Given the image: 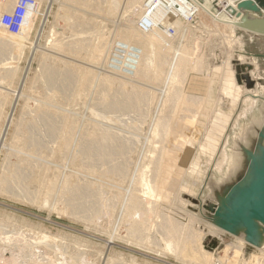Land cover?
I'll list each match as a JSON object with an SVG mask.
<instances>
[{
	"label": "rangeland",
	"instance_id": "rangeland-1",
	"mask_svg": "<svg viewBox=\"0 0 264 264\" xmlns=\"http://www.w3.org/2000/svg\"><path fill=\"white\" fill-rule=\"evenodd\" d=\"M10 1L11 7L0 11V18L4 12L14 7L17 0ZM57 1L59 2L42 0L36 6L32 23L21 33V47L10 42L9 36L14 34L0 26V252L1 249L3 252L0 253V264H188L185 260L184 263L178 262L169 253H164V258L155 259L156 256L147 253L150 251L146 249H154L157 243L147 244V234H143L142 237L146 238L143 241L133 237L132 240L130 237L129 222L132 218L129 214L133 210L127 209L129 194L138 187L135 184L136 175L142 169L145 171L146 168L143 167L148 165L147 158L151 155L149 152L153 147L158 148V145L152 144L158 143V139H154L152 135V124L154 125L155 119L171 122L178 120L181 125L178 133L179 130L182 133V125L189 135L193 130L196 131L193 136H186L190 143L186 148L180 145L183 147L181 149L179 144H175L181 149L180 152L178 149L180 157L175 165L180 164L178 167H182V172L176 178L173 175L168 177L176 179L168 188L172 194L157 202L156 211L163 216H175L178 215L177 212L187 210L203 223H211L208 212L201 204H216L215 193L243 173V156L239 146L252 148L257 131L264 126V98L258 100L254 113L239 119L235 127L228 128V144L225 149L231 155L232 162L227 165L226 174L220 177L213 170L209 154H204L202 148L207 144L209 132L215 127L218 114L229 112L230 102L222 93L221 76L211 75L209 80L212 81L209 82L205 71L214 67H222L223 71L224 64L230 57L235 81L246 89L244 80L238 81L236 76L242 73L250 76L249 71L254 67L252 62L255 60L257 70L254 69V85L250 88L257 84L264 86V37L250 36L240 29L234 30L235 38L225 28H220L214 34L208 33L200 28L199 15L196 18L189 17L187 21L179 20L177 25H173L178 16L170 14V26L165 28L168 39H171L168 42H172L173 47L178 50L177 45L185 40L183 43L186 44L188 56L183 69L186 79L183 80L184 86L180 88L185 94L200 98L197 99L200 100L197 105L180 111V116L173 118L168 106L178 86L171 83L169 77L165 78L171 69L170 54H166L169 58L166 64L157 61L158 52L161 55L163 48L158 49L155 44L153 76L151 80H144L137 78L129 70V51L124 50V45L118 44L120 34L123 33L121 30L130 25L129 21L137 28L140 27V31L147 30L141 24L142 1L135 5L128 0H79L80 5L61 8ZM209 1L216 9L225 4L223 0ZM179 2L183 4L182 1ZM112 3L116 6L117 13H111L114 8L110 5ZM183 11L188 12L185 9ZM183 11H180L181 15L188 17ZM62 14L65 17L71 16L69 24L74 20L71 27L64 23L67 19ZM76 18L85 19V24H81L84 29L75 25V22L82 23L77 22ZM186 25L189 26L190 35L189 38L185 35L181 41L177 36L184 33ZM53 29L57 35L56 32L52 35ZM177 32H180L179 35ZM116 33L119 37H116ZM223 34L225 38L228 36L227 39ZM75 38L79 40L76 41ZM81 39L88 42H81ZM74 42L90 45L88 47L84 44V48H79V51L72 54L73 51L68 50L66 44L71 46L70 43L75 44ZM104 44L106 53L110 56L104 53ZM78 45H72L71 49ZM239 54L247 58L239 60ZM118 57L121 59L117 60ZM122 60L126 62L122 63ZM196 65H201L200 69L204 68L205 71L194 70L193 66ZM246 65L250 66L249 70L245 68ZM156 69L163 71L161 80L156 76ZM119 82L123 88L118 86ZM131 85H135L133 88L136 90L140 87L147 88L143 90L146 92L144 100L137 104L139 107L136 102L131 103L134 101L130 104V100L124 96L130 89L132 91ZM238 111L233 112V118L237 117ZM104 128L108 133L111 131L113 137L99 142L98 135ZM64 138L68 140L65 148L62 145ZM180 141L185 143L182 139ZM61 148L65 150L64 154L59 151ZM185 151H188L189 156L186 161L182 157ZM103 154H109L106 161L102 158ZM194 161L203 174L197 176L196 171L189 172L190 162ZM182 185L193 192H179L183 189ZM66 190L70 195H65ZM177 195L189 202L188 205L183 206L176 199ZM140 211L141 214H150L146 216H150L147 223L152 224L148 227L150 234L147 236L159 242V231L163 226L156 224L162 219L149 213V209L143 211L142 208ZM184 213L181 214L183 218ZM42 235L49 238H42ZM236 239L244 240L242 235L233 236L225 232L221 236L205 235L202 246L212 252L210 264L217 262L216 259L226 262L224 245L235 244ZM212 241L216 243L215 246H212ZM238 259L241 263H263L264 247L255 248L247 244Z\"/></svg>",
	"mask_w": 264,
	"mask_h": 264
},
{
	"label": "bare ground",
	"instance_id": "bare-ground-1",
	"mask_svg": "<svg viewBox=\"0 0 264 264\" xmlns=\"http://www.w3.org/2000/svg\"><path fill=\"white\" fill-rule=\"evenodd\" d=\"M41 1L42 0H36V6H38ZM141 1H142V4H143V7L140 8L141 9L140 11L142 12V16H143V17H141V19H142L141 24H142V26L144 28L146 27L147 30L144 31V32L142 30L140 31L139 30L140 27L137 28L134 23L132 24L131 21H129L130 25H128L127 27L124 26V29L121 30V31H123V33H121V31L119 30L120 33L122 34V36L120 34L121 38L117 34L119 32L116 33L118 35L116 37H119V39H120V40H118L119 41L118 44L120 43L121 45H124L126 48L125 49L123 48V49L125 51H126V49H127V51H129L130 55H127V56H129V58H128L129 60L127 62L129 70H132V73H134L137 78L144 79V80H151V78L153 76V71L154 70L152 68L153 67L152 66V64H153L152 60H153V55H154V46H155V44L158 45V49L163 48V51L161 52V55L158 52L157 61L160 60L162 64H166L168 59H169L166 56V54H170V66H171V69H170V72L165 76V78L169 77L170 82L175 84L176 86H178V88L176 89V92L174 94V98H173V100L170 102V104L168 106V110H169V112L171 114L170 116H172L173 118H176V117L180 116V113H181L180 111L186 110L189 107H193L192 105H197L199 103V101H200V100H197V99H200V98L185 94L186 92L183 89L180 88V87L184 86L183 85V80L186 79V77H185L186 74H185V71L183 69H184L185 62H187V58H188L186 44L183 43V42H185V40L183 41V39L181 40V38H184L185 35L188 37V35H190V29H189V26L186 25V29L185 30H183V28L180 30V31H182V30L184 31V33L181 34V36L178 34L180 32L176 33V34H178L180 36V37L179 36H177V37L181 41H183L182 43H179L177 45L178 46V50H176L173 47L172 42H170V43L168 42V40H171V39H168V36H167L168 34L166 33V30H165L166 27L170 26V24H169L170 23L169 20L171 18L170 14L178 16L177 20L173 21V25H177L179 20L180 21L181 20L187 21L186 19H188L189 17L194 16L196 18V16L199 15V17H200L199 18V26H200V28H203L204 30L208 31V33L214 34V32L217 31V30H220V28H225V29H228L229 32L233 36V34L235 32L234 30L235 29H240V28H238L236 26L237 18L235 16V14H236V11H238L237 10V4L241 0H223L225 2V4H224V6H222V8H219V9L213 8L210 5V1L209 0H177V1H175V0H141ZM179 1H182L183 4H181ZM128 2L130 4L137 5L138 2L140 3V0H128ZM58 3H59L60 8H61V6H70L71 7L72 5H76V6L80 5L79 0H59ZM11 5H12V1H10V0H0V11L1 10L4 11L5 8H10ZM110 5L112 7H114V8H112L111 13H114V12L117 13L116 6L114 5V3H112ZM180 5H182V7H180ZM36 6L29 8L28 12L24 16L20 32L17 33V34L9 36L10 37L9 41L15 43L18 47L22 46V35H21V33L26 31L29 28L30 24L32 23V21L34 19V16L36 14V9H35ZM88 9L89 8H87V10ZM183 9L188 10V12L184 13ZM11 10H9V11H11ZM180 11H183L184 15L188 16V17H183L181 15ZM62 15H63L64 19H67L66 21L64 20V23L65 22L68 23L69 22L68 20L71 18V16L65 17L64 14H62ZM62 15H61V19H62ZM83 17H84V15H83ZM78 20L79 19H77V22L82 21V23H78L77 24L75 22V25L76 26L80 25L81 28H82L83 26L81 24H85V22L83 21L85 19L79 20V21ZM137 21L140 22L139 20H137ZM71 22H72V24H74L73 23L74 20L71 21ZM71 22H70V24L68 23L70 25V27L72 25ZM80 26H78V27H80ZM72 28H74V27H72ZM86 28H88V27H86ZM83 29H84V27H83ZM91 29H90V31H93ZM85 31H87V29ZM51 32H52V35H54L56 31H54V29H53ZM72 32H74V31H72ZM88 32H89V30H88ZM217 32H219V31H217ZM74 33H73V35H74ZM111 33H112V31H111ZM111 33H110V36H111ZM192 33L193 32L191 31V34ZM57 34L58 33L56 32V35ZM59 34L62 35V33H59ZM70 34H72V33H70ZM76 35L78 36L77 33H76ZM251 35L252 34H250V36ZM58 36H60V35H58ZM232 36L230 35L229 38L231 39ZM113 37H115V36L113 35ZM223 37H224V34H223ZM227 37L226 38L224 37V38L227 39ZM106 39H108V38H106ZM116 39H118V38H116ZM77 40H79V39H76V41ZM83 40L88 42L86 39H81V42ZM108 40L110 41V39H108ZM237 40H239V39H237ZM111 41L113 42L112 38H111ZM227 41H229V40H227ZM84 42L82 43V45H81L80 42H74L75 44L78 43L80 45L79 46L77 44L78 47H76L75 49H71L72 45H73V47L77 46V45L72 44V43H70L71 46H69V43H68V44H66V46L68 45L69 47L68 46L67 47L65 46V47L68 48V50H70L71 52L73 51L72 52V54H73L76 51H79L78 50L79 48H84V44L89 47V45L91 43V41H90L89 44H86ZM105 42H107V41H105ZM108 45H109V43H108ZM111 45H113V44L111 43ZM87 46H85V47H87ZM103 46L105 47V44L102 45V47ZM106 46H107V44H106ZM100 49H102V48H100ZM104 49H105L104 53H106V47ZM68 50H66V51L69 54H71L70 51H68ZM108 51L111 52L112 50L110 51V49H109ZM64 52H65V49H64ZM113 53H115V52H113ZM106 54H108V53H106ZM125 54H127V53H125ZM52 55L55 56L54 54H52ZM112 55H111V57H112ZM124 57H126V56H124ZM113 58H115V57H113ZM229 58L226 61V63L224 64L223 71H222V67H214V69H212V70L208 69V70L205 71L204 68L200 69L201 65L193 66L194 70H197V71H203L204 70L205 72H207L206 73L207 74L206 77H207L208 80H209V78H211V75L218 74L219 77L221 76L220 79L223 81L222 82V93L225 95V97H227L229 99V102H230L229 112L219 113L218 114V116H217L218 120L214 123L215 127L209 132L210 134L208 133L209 134V138L207 140V144H206L205 147L202 148L203 153L207 152L209 154L208 156L212 160L211 162H212V165H213V170L215 172H217L220 177H222L223 175L226 174L227 165L232 162L231 155L228 154L226 152V149H225L226 145L228 144V133H227L228 128L230 129L231 126L235 127L237 125V122H238L239 119L246 118L247 115L254 113L256 111V106H257L258 100H261V99L264 98L263 97V95H264V86L263 85L257 84L254 88H250V87L247 88L246 87V89H243L240 85H238L236 83L233 70L231 69V64H230ZM245 58H247L245 55H242V54L238 55V59L239 60H244ZM118 59H121V57L120 58L118 57L117 60ZM54 60H55V58H54ZM57 61H58V57H57ZM124 62H126V61H124ZM124 62L122 60V63H124ZM252 63L254 65V67L252 68L253 70L251 69L249 71V74L251 76V78H250V76H249V78L252 80L253 85H254V80H253V79H255V78H253L254 77V73H255L254 69L257 70V68H256V61L253 60ZM69 65H71V64H69ZM115 65H117V64H115ZM66 67H68V66H66ZM121 68H122V65H121ZM124 68H127V67H124ZM162 74H163V71H161L159 69H156V76L158 77V79H160ZM109 77H111V76L109 75ZM118 79L120 80L119 77H118ZM110 80H111V83H113L111 78H110ZM210 81H212V80H209V82ZM121 82H122V80H121ZM125 82H123V83H125ZM111 83H110V88H111ZM106 84H108V83H106ZM120 85L121 84L119 82L118 86L120 87ZM132 85L130 86V88H132V91H130L131 90L130 89L129 92H126L127 94H124V96L126 95V99L130 100L129 103L131 101H134V102H131V103L135 104V102H136V105L138 103L141 104L140 102H142L144 100L145 95H146V92L144 93L143 90L147 89V88L145 87L144 89H142L141 87L140 88L138 87L139 89L136 90V89L133 88V87H135V85L134 86H132ZM103 86H105V85H103ZM121 88H123L122 85H121ZM136 88H137V86H136ZM114 92H115V90H114ZM113 101L116 102V100H113ZM119 106H121V105H119ZM125 106H126V104H125ZM113 108H115V107H113ZM235 111L236 112L238 111L239 113L237 114V117L233 118L232 115H233V112H235ZM177 121L178 120H174L173 122H171V120L170 121H168V120L167 121H163V120L155 119L154 122H153L154 125L152 124V126H153V129H151L152 135H153L154 139L155 138L158 139V141H157V139L155 140V141L158 142L157 144H154L156 142H153L152 144L154 146L158 145V146H156L158 148L156 149V148H154L152 146L153 149H152L151 153L149 152V154H151V155H149L150 158H147V159H149V161L147 160V164L148 165L144 162L147 166H145L143 168L144 169L146 168L147 171H146V169H145V171H143V169H142V171H139L138 174H137L138 171L136 172L137 175H136L135 182H137V183H135V184H137L138 187L135 188V189H132L133 192H130L129 199H128V204H127V209L128 210L129 209L133 210V213L129 214L130 218H132V220H130V222H129L131 229L130 228H128V229H130V231H131V232H129L131 238L132 237L133 238H140L139 241H143V238L146 237L147 239L146 238L145 239L147 240V242H146L147 244L148 243H157V246L154 247V249H149V250H147L148 248L146 249V251H150V252H147V253H151L154 256H156L155 259L157 257L164 258L163 254L164 253H169L173 257H175L176 260L178 262H180V263H184V260H185V261H187L188 264H210V263H212L211 262L212 261V252H210L208 250H205L203 248L202 242H203L204 236L207 235V234H210L212 236H221L223 234V232H224L223 230L219 229L218 227H216L212 223H203L195 215L191 214L192 212H189L187 210L184 211L185 213L182 212V213H184V217L185 218H183V215L181 216V214H182L181 212L180 213L177 212L178 215H175V216H170V215L163 216V214L161 215V213L156 211L157 207H158V206H156V205H158L157 202L159 200L167 199L172 194L171 192L168 191V188L171 187V185H173L174 181L176 180L175 178L182 172V167L181 168L178 167L180 164L179 165L178 164L175 165L176 164L175 162H179V157H180V155H179L180 153L179 152L183 148L182 146H184L186 148V145H190L189 138L186 137L187 135H189L188 131L187 130H186L187 132L185 131L186 127L184 125H182L184 127L182 133H180L181 132L180 130H179V133L177 132L178 128L181 127V125ZM173 126H174V129H173ZM171 128H172V130H171ZM112 131L114 133V130H112ZM115 131L118 132V130H115ZM100 133H99L100 135H98L99 142L100 141L105 142L106 140H110V138L112 139V137H113V136L111 137V134H110L111 131H110V133H108L106 129L103 130V131H100ZM193 133L196 134V131L193 130L192 134L190 133L189 136H191V135L193 136ZM153 137H152V140H153ZM181 139H182V141H185V143H182L180 141ZM67 142H68L67 138H64L62 140V145H63L64 148L68 145ZM111 142H114V141H111ZM114 143L112 144L113 146H114ZM160 143H164V144L160 145ZM103 144H105V143H103ZM106 144H108V143H106ZM175 144H179V146L182 145V146H180L181 149H180V147L178 145H177L178 146V148H177V146H175ZM159 145H160V147H159ZM95 146H97V145H95ZM98 147H97V149H98ZM115 148L116 147H114V149ZM178 149H179V152H178ZM63 150L64 149H62V148L59 149V151H63ZM64 151L61 152V153L64 154ZM183 154H184L182 156L183 160L186 161L188 159V157H189L188 156V151H185ZM107 157H109V154H103L102 155L103 159H105ZM62 160L63 159H61V161ZM105 161H106V159H105ZM190 165H191V167H190L191 171H189L190 173L191 172L194 173L196 171L197 172V176H198V174L199 175L203 174V173L200 172V170H198L197 162H195V161L194 162H190ZM212 165H211V167H212ZM104 174H105V172H104ZM172 175L175 178L174 177H170V178H172V180H170V178L168 179V177L172 176ZM105 177H107V176H105ZM108 178H106V179H108ZM98 182H100V181H98ZM105 186H107V185H105ZM66 187H69V186L67 185ZM182 187H183V189L181 188V190L179 192H181L182 190H188L187 186H183L182 185ZM67 191L68 190H66L65 192H67ZM188 191L189 192H193L192 190H188ZM137 192H139L140 194H138ZM68 194L69 193L67 192V194H65V195L68 196ZM175 194H176V192H175ZM175 194L173 193V195H175ZM177 194H179V193H177ZM177 198L179 199L180 203H182L183 206L188 205L189 202H186L183 199H180V195L179 196L177 195L176 199ZM159 205H161V204H159ZM142 208H143V211H145V209H149V213L152 212V213H154L156 215V217H158L157 219H159V220L162 219V221L160 220V222H158V224H156V226L157 225L163 226V229L160 230L162 233L159 231V234H161V237L159 239V242L161 241L160 243L157 242V241L155 242L154 238L150 239L148 237L149 234H150V232H149V228L150 227L149 226L152 225V224H151V222L147 223V220L150 218V216H149V218H147L146 216L150 215V214H144V213L141 214V211L139 212V210H141ZM123 210H126V208L123 209ZM127 211H125V212H127ZM156 221H158V220H156ZM198 225L199 226L203 225L204 229H203V227H199ZM156 226H155V228H156ZM159 229H160V227L158 228V230ZM156 230H155V232H157ZM126 234H128V233H126ZM143 234L144 235L147 234L148 236L146 235L145 237H142ZM23 236H24V234H23ZM41 237L45 238V239L49 238V236H46V235H42ZM133 238H132V240H133ZM11 239H12V237H11ZM25 240H27V239H25ZM29 241H31L30 238H29ZM133 242H135V240ZM234 242H235V244L231 243V245L230 244L224 245L225 248L223 249V251H224V255L227 258V261L225 262V260L223 261L222 259L221 260L216 259L217 262L215 261L213 264H216V263L217 264H250L251 263V262L249 263V261L241 263L239 261V259H238V257L241 254V251L243 250L244 246L247 245L245 243V241L244 240L241 241L239 239H236ZM141 248H143V247H141ZM1 252H2V249H1ZM2 254H3V252H2ZM0 256H1V254H0ZM228 256H230V257H228ZM221 258H222V256H221ZM262 262L263 263H260V264H264V261H262ZM134 264H136V263H134Z\"/></svg>",
	"mask_w": 264,
	"mask_h": 264
},
{
	"label": "water",
	"instance_id": "water-1",
	"mask_svg": "<svg viewBox=\"0 0 264 264\" xmlns=\"http://www.w3.org/2000/svg\"><path fill=\"white\" fill-rule=\"evenodd\" d=\"M236 26L248 34L264 37V0H241ZM245 68L250 69L249 65ZM246 87L253 85L248 74L237 75ZM264 119V112H263ZM244 171L215 193L216 204L203 203L210 222L233 236L242 235L249 246L264 247V126L257 131L253 147L239 146ZM216 243L212 241V246Z\"/></svg>",
	"mask_w": 264,
	"mask_h": 264
},
{
	"label": "built area",
	"instance_id": "built-area-1",
	"mask_svg": "<svg viewBox=\"0 0 264 264\" xmlns=\"http://www.w3.org/2000/svg\"><path fill=\"white\" fill-rule=\"evenodd\" d=\"M36 6V0H17L11 11H6L0 18V26L7 32L17 34L20 32L23 18L29 8Z\"/></svg>",
	"mask_w": 264,
	"mask_h": 264
}]
</instances>
